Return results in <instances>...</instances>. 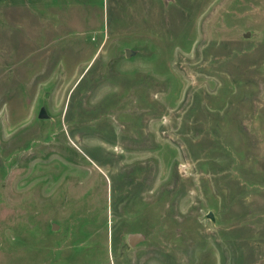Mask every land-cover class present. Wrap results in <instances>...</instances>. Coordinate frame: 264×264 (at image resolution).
Returning <instances> with one entry per match:
<instances>
[{"label":"rangeland","instance_id":"rangeland-1","mask_svg":"<svg viewBox=\"0 0 264 264\" xmlns=\"http://www.w3.org/2000/svg\"><path fill=\"white\" fill-rule=\"evenodd\" d=\"M0 264H264V0H0Z\"/></svg>","mask_w":264,"mask_h":264},{"label":"water","instance_id":"water-1","mask_svg":"<svg viewBox=\"0 0 264 264\" xmlns=\"http://www.w3.org/2000/svg\"><path fill=\"white\" fill-rule=\"evenodd\" d=\"M246 36H248V33L246 34ZM132 54H133V51H131L129 49L125 50L126 57H129ZM47 117L48 116H47V114L45 112V109L41 108L39 113H38V118L46 119ZM207 217L209 219H211V220L213 219V217H212V215L210 213L207 215ZM55 226L56 225L53 224V228L52 229H54ZM144 239H145L144 235H142L140 233H130V234L127 235V242L131 246H135L137 243H140V242L144 241Z\"/></svg>","mask_w":264,"mask_h":264}]
</instances>
